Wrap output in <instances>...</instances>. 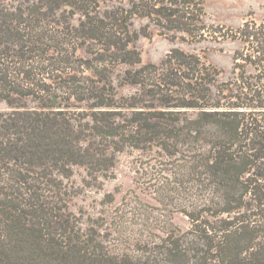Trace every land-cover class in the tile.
<instances>
[{"label":"trees","instance_id":"16d2710c","mask_svg":"<svg viewBox=\"0 0 264 264\" xmlns=\"http://www.w3.org/2000/svg\"><path fill=\"white\" fill-rule=\"evenodd\" d=\"M206 2L0 0V264H264V21L209 23ZM151 26L240 42L232 76L180 47L144 63ZM122 153L159 203L109 221L142 219L132 251L71 209L75 169L114 177Z\"/></svg>","mask_w":264,"mask_h":264},{"label":"rangeland","instance_id":"374dc122","mask_svg":"<svg viewBox=\"0 0 264 264\" xmlns=\"http://www.w3.org/2000/svg\"><path fill=\"white\" fill-rule=\"evenodd\" d=\"M206 11L209 23L237 28L248 20L259 23L264 21V0H207ZM145 23L146 20L137 19L135 27L140 28ZM150 29L148 36L142 35L137 41L144 63H159L172 48L180 47L186 51L199 53L207 62L222 69L224 71L221 75L222 80H229L232 76L233 53L242 46L240 42L230 40L193 42L180 38L171 39L160 35L153 26ZM125 68L126 66H122L120 70ZM133 90L132 85L119 86L120 94H128ZM5 110H9V107L0 100V112ZM136 155L122 153L114 169V177L101 176L89 181L91 178L85 168L77 167L72 178V183L79 188L80 193L72 198L71 209L82 216L83 226H96L105 232L107 238L118 237L116 244L121 251L141 248V244L149 235L143 231L142 219L134 213H129L123 218L125 225H109V221L118 211L117 208L122 211L128 209L131 204H125L124 201L132 202V205L141 202L159 204L142 192L134 182ZM136 194L139 198L135 197ZM172 222L183 229L191 227L188 216L180 212L172 215ZM115 227L119 228L117 229L119 232L111 231ZM156 231L163 234L159 229Z\"/></svg>","mask_w":264,"mask_h":264}]
</instances>
